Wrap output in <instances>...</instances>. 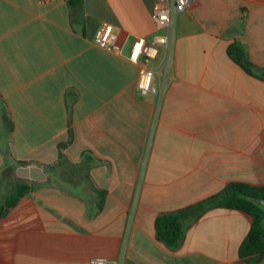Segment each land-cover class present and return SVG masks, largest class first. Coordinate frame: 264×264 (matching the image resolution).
I'll return each instance as SVG.
<instances>
[{"label":"crops","instance_id":"0c3cea01","mask_svg":"<svg viewBox=\"0 0 264 264\" xmlns=\"http://www.w3.org/2000/svg\"><path fill=\"white\" fill-rule=\"evenodd\" d=\"M83 1L77 14L69 0H0V176L12 167L34 187L0 218V264L122 252L123 264H264L240 257L253 224L243 211L187 221L178 250L156 232L161 215L230 184L264 186V0H195L177 18L170 74L154 62L147 95L128 55L156 33L154 0ZM106 24L124 55L97 46ZM235 42L253 73L230 58Z\"/></svg>","mask_w":264,"mask_h":264},{"label":"trees","instance_id":"16d2710c","mask_svg":"<svg viewBox=\"0 0 264 264\" xmlns=\"http://www.w3.org/2000/svg\"><path fill=\"white\" fill-rule=\"evenodd\" d=\"M73 12L80 14L83 0H69ZM230 58L242 66L248 73H253V63L245 48L235 42L228 48ZM264 80V72L261 75ZM13 168L4 171L0 179L7 175L5 190L0 198V218L5 217L19 201L34 187L14 180ZM264 199V186L233 183L224 191L197 204L174 213L164 214L156 220L157 239L171 250H178L186 238V222L198 221L209 212L219 209L238 210L253 218L251 229L240 247V257L245 262L259 261L264 255V207L258 202Z\"/></svg>","mask_w":264,"mask_h":264},{"label":"built area","instance_id":"2783aa9c","mask_svg":"<svg viewBox=\"0 0 264 264\" xmlns=\"http://www.w3.org/2000/svg\"><path fill=\"white\" fill-rule=\"evenodd\" d=\"M195 0H154L151 16L156 26V33L152 38L136 37L132 43L128 59L139 66V78L137 82V91L147 95L151 92H157L155 88L156 69L154 62L160 61L161 68L167 79L172 69L175 48L177 42V18L183 11L189 9ZM97 46L104 50H109L120 55H124L125 44L121 43L112 25H104L99 28L95 34ZM166 93V84L159 92L160 100L164 99ZM160 107L156 113L158 120ZM140 188L137 189L134 202L129 210V225L133 223L138 204V195ZM129 230L126 234L128 235ZM127 235L125 239L127 238ZM124 252L117 259H92V264H123Z\"/></svg>","mask_w":264,"mask_h":264},{"label":"water","instance_id":"95a60500","mask_svg":"<svg viewBox=\"0 0 264 264\" xmlns=\"http://www.w3.org/2000/svg\"><path fill=\"white\" fill-rule=\"evenodd\" d=\"M264 207V199L258 201Z\"/></svg>","mask_w":264,"mask_h":264}]
</instances>
